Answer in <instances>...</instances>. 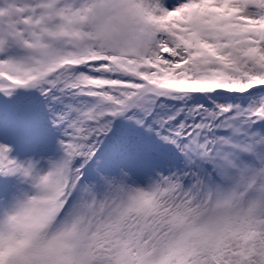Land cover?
I'll return each mask as SVG.
<instances>
[{"label":"snow or ice","instance_id":"6c2138e0","mask_svg":"<svg viewBox=\"0 0 264 264\" xmlns=\"http://www.w3.org/2000/svg\"><path fill=\"white\" fill-rule=\"evenodd\" d=\"M21 90L60 155L0 142L28 185L0 264H264V0H0V97Z\"/></svg>","mask_w":264,"mask_h":264},{"label":"rangeland","instance_id":"374dc122","mask_svg":"<svg viewBox=\"0 0 264 264\" xmlns=\"http://www.w3.org/2000/svg\"><path fill=\"white\" fill-rule=\"evenodd\" d=\"M127 136L141 139L142 134L124 125H117L115 139ZM58 133L49 123L46 101L36 91H19L11 98L0 97V142L10 145L11 155L20 160L31 158L38 160V167H47L49 158L57 159L56 141ZM152 152L147 159L148 165H157L164 161L170 149L152 141ZM27 190L16 177L0 176V207L7 205L19 190Z\"/></svg>","mask_w":264,"mask_h":264},{"label":"clouds","instance_id":"9594fccd","mask_svg":"<svg viewBox=\"0 0 264 264\" xmlns=\"http://www.w3.org/2000/svg\"><path fill=\"white\" fill-rule=\"evenodd\" d=\"M0 231H3L5 239L3 241V246L0 247V257L6 258L12 249L14 241L9 240L7 237L9 235V230L6 228H0Z\"/></svg>","mask_w":264,"mask_h":264}]
</instances>
